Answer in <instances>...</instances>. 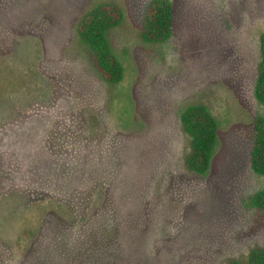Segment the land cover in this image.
Masks as SVG:
<instances>
[{
  "label": "rangeland",
  "instance_id": "1",
  "mask_svg": "<svg viewBox=\"0 0 264 264\" xmlns=\"http://www.w3.org/2000/svg\"><path fill=\"white\" fill-rule=\"evenodd\" d=\"M151 1L0 0V15L12 14L0 24V264H248L264 248V210L250 202L264 189L250 168L254 120L264 117L255 97L264 0H170L172 38L147 44ZM103 3L124 14L108 34L124 68L116 86L77 35ZM197 104L219 126L205 176L185 166L180 116ZM17 130L34 133L23 131L19 145ZM18 147L29 162L48 148L66 158L97 147L109 170L124 159L109 202L101 184L87 199L89 211L113 212L88 251L55 241V221L74 218L65 202L23 184Z\"/></svg>",
  "mask_w": 264,
  "mask_h": 264
},
{
  "label": "trees",
  "instance_id": "2",
  "mask_svg": "<svg viewBox=\"0 0 264 264\" xmlns=\"http://www.w3.org/2000/svg\"><path fill=\"white\" fill-rule=\"evenodd\" d=\"M6 16L0 15V24L4 21V17L9 21L12 14L8 13ZM123 19L124 14L120 6L115 3H103L91 9L77 27L80 42L91 53L102 79L111 86L121 83L124 68L113 53L108 34L119 27ZM173 23L172 2L152 0L144 16L142 41L147 44L168 42L172 38ZM259 48L255 97L264 105V32L259 34ZM180 121L183 131L190 140V152L185 159V166L189 171L205 176L211 168L218 146V122L202 104L187 107L182 112ZM23 131L17 130L20 133L19 145L24 142ZM32 133L34 132L24 131L25 137L32 136ZM95 150L86 147L77 155H68L65 158L50 154L52 151L48 148V151L38 152L35 159L29 162L24 160L22 154L20 155L21 151L27 152V150L17 148L20 164L22 165L23 160L25 161L23 164H27L23 167L25 170L21 176L23 184L26 183L36 192L65 202L69 206L68 210L74 220L61 224L55 221V241L64 240L74 253L85 248L88 251L93 234H102L108 229L113 218V212H109L106 205L109 202L108 190L116 189L118 184L124 182L123 177L126 173L123 158H118L116 164L109 170L106 159L96 156ZM250 168L255 175L264 177V117L262 116H257L254 120V144L250 154ZM132 174L134 175L133 170ZM98 184L103 186L100 194L105 196L106 204L89 211L87 199ZM119 200L120 195L116 198V202L119 203ZM250 202L253 207L264 210V189L257 192ZM52 218L55 217L48 215V219L52 220ZM230 264L240 263L232 261ZM248 264H264V248L253 249L249 254Z\"/></svg>",
  "mask_w": 264,
  "mask_h": 264
}]
</instances>
